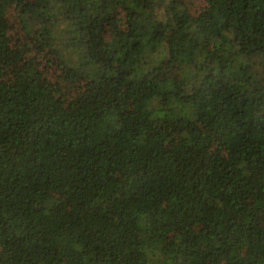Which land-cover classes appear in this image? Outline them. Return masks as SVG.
Segmentation results:
<instances>
[{
	"label": "trees",
	"instance_id": "obj_1",
	"mask_svg": "<svg viewBox=\"0 0 264 264\" xmlns=\"http://www.w3.org/2000/svg\"><path fill=\"white\" fill-rule=\"evenodd\" d=\"M203 1L0 0V264H264V0Z\"/></svg>",
	"mask_w": 264,
	"mask_h": 264
},
{
	"label": "rangeland",
	"instance_id": "obj_2",
	"mask_svg": "<svg viewBox=\"0 0 264 264\" xmlns=\"http://www.w3.org/2000/svg\"><path fill=\"white\" fill-rule=\"evenodd\" d=\"M184 5L190 9L191 13L195 15L199 14L204 7L206 6L203 0H181ZM200 15H197L199 17ZM9 19L12 27V33L17 41V43H24L28 39V35L25 32L24 24L22 23L18 10L12 8L9 12ZM115 35L114 28H109L105 32H103L97 39H105L109 40ZM60 64H63L61 62ZM63 69H59L58 67L55 70L51 71V74H54V77H58Z\"/></svg>",
	"mask_w": 264,
	"mask_h": 264
}]
</instances>
